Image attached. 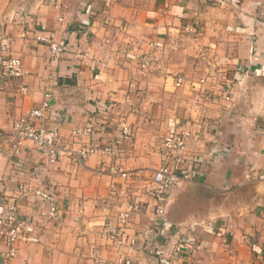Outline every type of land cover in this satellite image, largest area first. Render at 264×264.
I'll use <instances>...</instances> for the list:
<instances>
[{
    "label": "crops",
    "instance_id": "1",
    "mask_svg": "<svg viewBox=\"0 0 264 264\" xmlns=\"http://www.w3.org/2000/svg\"><path fill=\"white\" fill-rule=\"evenodd\" d=\"M237 5L0 0V57L21 58L27 71L23 77L0 73V200L26 187L20 211L29 219L46 207L33 190L47 189L61 215L58 223L36 225L33 242L1 264H114L118 258L160 264L155 240L168 249L180 237L193 245L179 254L182 264H264V0ZM46 31L67 37L72 51L53 59L36 38ZM81 50L87 56L78 57ZM145 52L156 57L148 70L138 59ZM179 75L184 82L176 86ZM48 91L53 112L32 118L34 124L57 126L69 147L77 140L73 130L88 121L98 129L81 143L119 135L125 124L134 136L126 153L95 154L82 163L60 151L54 166L30 140L16 153L14 120L41 107ZM165 118L166 129L190 130L184 155L194 161V177L176 188L156 224L147 188L165 154L149 138L159 124L146 128ZM134 170L139 177L121 176ZM127 204L137 206L129 232L138 243L120 255L101 231ZM152 228L154 240L145 241L142 232Z\"/></svg>",
    "mask_w": 264,
    "mask_h": 264
},
{
    "label": "built area",
    "instance_id": "2",
    "mask_svg": "<svg viewBox=\"0 0 264 264\" xmlns=\"http://www.w3.org/2000/svg\"><path fill=\"white\" fill-rule=\"evenodd\" d=\"M203 2L205 0H195ZM227 1L237 8L238 0H219L221 5H224ZM111 0H106V5L109 6ZM190 30V27L188 28ZM37 40L46 43L49 46V52L53 59L60 60L64 58L66 54L71 52L72 44L67 37L56 38L55 34L49 31L43 32V34L37 35ZM154 47L156 43L152 44ZM8 43L3 44V50H7ZM86 51H79L76 55L78 57L87 56ZM140 66L148 70L153 62L156 61L155 55L151 52H145L138 55ZM0 73L5 77H23L27 74L24 68V64L21 58L11 55H4L0 57ZM184 82L183 76H178L176 79V86H181ZM204 82V80H202ZM229 99V96H227ZM53 94L48 91L44 95L42 105L39 108H35L31 111L29 116L20 117L15 119L12 126V133L15 139L14 150L18 153L24 142L30 140L34 144L44 149V154L47 158L46 164L54 166L58 161V152L67 151L70 154H74L75 158L79 162H84L92 155L101 154L107 157H119L122 156L126 150L124 148L125 142L131 139V130L125 124L120 127V134L116 136H107L102 141L101 138L93 139L91 142L81 143L82 136H94L97 131V126L93 121H88L82 128H76L72 134L76 136L77 140L73 143V147L63 145L61 142L60 130L57 126L47 129L42 124H34L32 118L46 117L47 112H53L52 104ZM99 102L98 106L103 107V103ZM190 137L189 129H173L165 139L164 145L165 156L164 162L157 168L151 178L149 179V185L147 188V194L152 198L154 202V213L150 217L156 224L158 220L162 219L166 215L168 202L171 195L176 188L183 182L191 181L194 177V161L185 160V150L187 147V141ZM107 138V139H106ZM117 172L114 169V173ZM141 172L134 170L130 172L122 171L121 176L124 178H130L131 176L139 177ZM30 191L26 187H21L19 194L4 195L1 198V213H0V237L4 238L6 248L0 250V264L7 263L11 259L15 258L18 254L19 246L31 241L29 232L31 222L35 226L36 221L39 223H48L50 221L60 222V210L59 200L56 195L48 191L47 189L37 188L33 190L36 198L43 200L46 203V207L41 208L37 216H33L29 219L24 218L20 211V198L28 195ZM123 210L119 213L117 221L106 222L103 234L109 238V241L115 245L119 250H122L125 245L134 246L138 243L137 236L131 235V214L137 208L132 204H127L122 207ZM155 229L142 232V237L145 241H153L155 235ZM155 246L153 247L155 254L159 258L160 264H182L179 258V254L183 252L185 247H189L190 251H193V245L191 239L180 237L175 242H170L168 249H165V245L155 240ZM120 253V255H121ZM117 264H129L128 261L123 258H119Z\"/></svg>",
    "mask_w": 264,
    "mask_h": 264
},
{
    "label": "rangeland",
    "instance_id": "3",
    "mask_svg": "<svg viewBox=\"0 0 264 264\" xmlns=\"http://www.w3.org/2000/svg\"><path fill=\"white\" fill-rule=\"evenodd\" d=\"M212 1H215V2H217V4H219L220 6H223V7H229L230 5L233 7V8H235L231 3H230V1H227L224 5H221V3L219 2V0H212ZM198 79V78H197ZM201 79V78H200ZM202 80H204V79H202ZM202 80H199V81H202ZM201 83V82H200ZM204 83V82H203ZM223 88V87H222ZM177 93H179V95L180 94H184V92H180V91H176ZM168 93H170L169 91H168ZM172 93V92H171ZM170 93V94H171ZM174 94V93H173ZM207 95V94H206ZM196 96V97H195ZM194 97L195 98H197L198 100H199V96L198 95H195ZM168 107H170V106H167V108ZM197 107V106H196ZM161 108H163V109H167L166 108V106H163V104H162V107ZM153 110H155V108L153 109ZM164 116H165V114H164ZM159 119H161V118H159ZM161 123H165V124H168L167 123V118H165V119H162L161 121H160V123H157V122H150L149 121V123L148 124H150V126L148 127V128H146L147 129V131H149L151 128H152V126H154L155 124H159L158 125V130H159V132L157 133V135L156 136H153V135H151L149 138H151V142H153L152 144H153V146H160V149L162 150V155H163V152H164V154H165V149H166V147H165V145H164V142H165V139H166V137L168 136V134L173 130H170V129H166L167 128V125H165V124H161ZM153 129V128H152ZM152 129L150 130V131H152ZM133 138H134V136H132ZM132 137H131V139H132ZM128 140L127 142H125V144H124V148H125V150H127V147L130 145V143H131V141L132 140ZM32 142V141H31ZM34 143V142H33ZM131 146H132V144H131ZM160 149H159V151H160ZM126 153V152H125ZM130 178H133V176H131ZM147 184V183H146ZM43 201V200H42ZM123 210V208H121L120 209V211H119V213L121 212ZM39 212V211H38ZM38 212H37V214H38ZM119 213H118V216H119ZM37 214H36V216H37ZM118 218V217H117ZM116 221H117V219H116ZM36 222H38V223H36L35 224V226L36 225H38L39 224V220H37ZM108 222H113V221H108ZM41 224V223H40ZM39 224V225H40ZM45 224V223H44ZM44 224H42V227H44L45 225ZM35 226L32 224V222H31V225H30V227H28V228H30V230H29V232L27 231V233L30 235V237L32 238L31 239V241H29V242H27L26 244H29V243H31V242H33V238H34V234H33V230H35ZM103 229H105V226L103 227ZM103 229H102V237H104L105 238V240L106 241H109V238L108 237H106L104 234H103ZM0 240L2 241V244H3V246H4V248H6V245H5V241H4V238L2 239V237H0ZM22 245H25V244H22ZM112 245H114V244H112ZM21 246V245H20ZM19 246V247H20ZM114 247H115V245H114ZM3 248V249H4ZM124 250V249H123ZM123 250H122V253H123ZM120 253H121V250H120ZM117 259V258H116ZM119 259V258H118ZM117 259V260H118ZM117 262V261H116ZM116 262H114V264H117Z\"/></svg>",
    "mask_w": 264,
    "mask_h": 264
}]
</instances>
